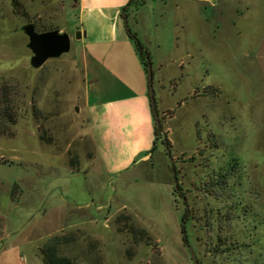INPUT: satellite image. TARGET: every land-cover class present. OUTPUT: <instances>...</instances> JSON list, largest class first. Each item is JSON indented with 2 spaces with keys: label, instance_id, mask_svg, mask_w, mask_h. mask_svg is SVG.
<instances>
[{
  "label": "rangeland",
  "instance_id": "374dc122",
  "mask_svg": "<svg viewBox=\"0 0 264 264\" xmlns=\"http://www.w3.org/2000/svg\"><path fill=\"white\" fill-rule=\"evenodd\" d=\"M31 24L70 52L33 67ZM128 27L179 193L163 134L135 136L137 110L126 125L149 93ZM5 88L19 120L0 137V264H45L57 235L76 264H194L189 246L200 264H264V0H0ZM233 162V190L214 192Z\"/></svg>",
  "mask_w": 264,
  "mask_h": 264
},
{
  "label": "trees",
  "instance_id": "16d2710c",
  "mask_svg": "<svg viewBox=\"0 0 264 264\" xmlns=\"http://www.w3.org/2000/svg\"><path fill=\"white\" fill-rule=\"evenodd\" d=\"M127 31H128L129 37L135 40V43L137 46V52H139L141 56L142 63L148 75L147 58L150 57L151 59L149 50L141 43L137 35L134 32H132V30L129 27ZM210 88L212 92L214 93H217L219 91L217 88L213 86H211ZM12 95H13V92L6 88L3 89L2 94H0V137L13 136L14 134L13 128L16 126L19 120L18 107L15 105L13 101L14 99H12ZM149 98H150V94H149ZM162 131H163V126H162V129H158L157 127L155 128L156 141H159ZM237 165L238 163L233 162L231 165L229 164L228 168L225 170L222 168H219L217 172L215 171L217 175L213 174L214 178H212L211 183H208V186L212 190H214V192H223L226 190L232 191L233 190L232 186L228 182V180H230L229 176H232L234 174L233 171L235 170ZM180 190H182L180 185L178 189L175 188L176 193L177 192L179 193ZM206 190H209L207 186H206ZM233 193L234 192L231 193L232 196H234ZM233 207L236 211L239 210L238 204L234 205ZM133 230L136 231L135 229ZM72 241H73V236L71 235L69 236L67 235L58 236L57 235V236L50 238L41 249L43 261L45 262V264H76L75 260L69 257H66V256L59 255L60 248L64 245L70 244Z\"/></svg>",
  "mask_w": 264,
  "mask_h": 264
},
{
  "label": "water",
  "instance_id": "95a60500",
  "mask_svg": "<svg viewBox=\"0 0 264 264\" xmlns=\"http://www.w3.org/2000/svg\"><path fill=\"white\" fill-rule=\"evenodd\" d=\"M23 30L29 37V48L33 53V56L31 57V64L35 68H41L49 59L59 58L63 54L68 53L71 50V36L68 33H61L59 30L39 33L36 31L35 26L32 24L24 26ZM82 37L83 33L78 32L77 39H81ZM147 63L151 107L153 110L156 127L158 129H162L161 116L156 99V92L154 89L153 64L150 57L147 58ZM162 134L166 152L170 159L175 186L176 189H178L180 182L178 177V171L176 168V162L172 154V148L163 131ZM189 250L194 264H200L195 250L190 246Z\"/></svg>",
  "mask_w": 264,
  "mask_h": 264
},
{
  "label": "crops",
  "instance_id": "0c3cea01",
  "mask_svg": "<svg viewBox=\"0 0 264 264\" xmlns=\"http://www.w3.org/2000/svg\"><path fill=\"white\" fill-rule=\"evenodd\" d=\"M213 3L216 4V1H213ZM123 5H121L119 7L121 8V7H123ZM82 31H83L82 32L83 33V37L84 36L86 37L87 36V31H84V30H82ZM143 82H144V78H143ZM148 87H149V84H148ZM148 99H150L149 98V93H148V96H147V94L142 93V94H139V96H137L135 98H130L128 103L133 105V110L130 113H129V110H128L127 113H128L129 117H128V119L125 120V121H127L126 125L128 127L132 126V123L130 122V119H131L132 115L134 114V112L137 110V114L136 115H138L141 118H140V125L134 131L135 132L134 135L135 136H139V135L140 136L141 135L144 136L145 143L147 145L151 142L152 137L155 134V128H156V123H155V119H154V116H153L151 103H149ZM135 104H137L138 108H135ZM128 108L130 109V107H128ZM149 154L148 153L145 154L144 158L148 159L149 158Z\"/></svg>",
  "mask_w": 264,
  "mask_h": 264
}]
</instances>
